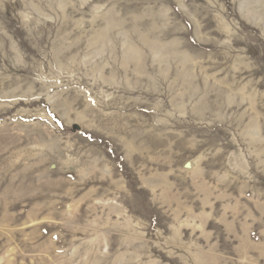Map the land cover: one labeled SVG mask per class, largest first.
I'll use <instances>...</instances> for the list:
<instances>
[{
    "label": "rangeland",
    "instance_id": "obj_1",
    "mask_svg": "<svg viewBox=\"0 0 264 264\" xmlns=\"http://www.w3.org/2000/svg\"><path fill=\"white\" fill-rule=\"evenodd\" d=\"M0 264H264V0H0Z\"/></svg>",
    "mask_w": 264,
    "mask_h": 264
}]
</instances>
